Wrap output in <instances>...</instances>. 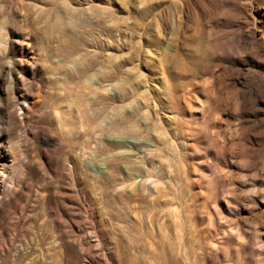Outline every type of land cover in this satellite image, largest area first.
I'll return each mask as SVG.
<instances>
[{
    "label": "rangeland",
    "instance_id": "obj_1",
    "mask_svg": "<svg viewBox=\"0 0 264 264\" xmlns=\"http://www.w3.org/2000/svg\"><path fill=\"white\" fill-rule=\"evenodd\" d=\"M0 49V264H264V0H0Z\"/></svg>",
    "mask_w": 264,
    "mask_h": 264
},
{
    "label": "bare ground",
    "instance_id": "obj_2",
    "mask_svg": "<svg viewBox=\"0 0 264 264\" xmlns=\"http://www.w3.org/2000/svg\"><path fill=\"white\" fill-rule=\"evenodd\" d=\"M0 50H1V49H0ZM139 175H140V174H139ZM59 225H61V224H59ZM63 225H64V224H63ZM64 226H65V225H64ZM64 226H63V228H64ZM61 227H62V226H60V228H61ZM63 228H61L60 231H59V232H60V235H59V236L61 237V240H62V239H63V240H64V239H67L69 236H71L70 234H69V236H68V235H67V232H66ZM74 233H75V232H74ZM77 233H78V228H77ZM78 234H80V233H78ZM78 234L75 233V235H73L75 238L72 239V240L76 241V242L78 243V245H79V244H81V243H80L81 241L78 240V236H79ZM59 236H58V237H59ZM71 237H72V236H71ZM80 238H81V237H80ZM84 239H85V238H84ZM68 241H69V239H68ZM83 241H84V240H83ZM63 242H64V241H63ZM66 243H67V242H66ZM88 244H89V243H88ZM96 244H97V243H96ZM67 245H68V244H67ZM67 245H66V246H67ZM81 246H82V245H81ZM110 247H111V246H110ZM79 250H80V249H79ZM81 250H82V249H81ZM88 251H89V250H88ZM103 251H104V250H103ZM83 252H84V249H83ZM83 252H81V253L83 254ZM86 252H87V251H86ZM90 252H91V251H90ZM81 253H80V254H81ZM88 253H89V252H88ZM89 254H90V253H89ZM123 254H124V253H123ZM106 256H108V252H107V251L104 252V256H103V257H106ZM84 257H85V256L83 255V258H84ZM136 258H137V257H136ZM130 259H131V258H130ZM132 260H133V259H132ZM108 262H109V261L105 258V261L103 262V264H109ZM127 262H128V261H127ZM25 263H26V262H25ZM81 263L83 264V262H81ZM87 263H88V262H87ZM133 263H134V262H133ZM84 264H85V263H84ZM89 264H95V262H94V261H91ZM140 264H141V263H140Z\"/></svg>",
    "mask_w": 264,
    "mask_h": 264
}]
</instances>
